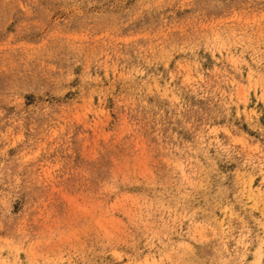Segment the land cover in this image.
I'll use <instances>...</instances> for the list:
<instances>
[{
    "label": "rangeland",
    "instance_id": "1",
    "mask_svg": "<svg viewBox=\"0 0 264 264\" xmlns=\"http://www.w3.org/2000/svg\"><path fill=\"white\" fill-rule=\"evenodd\" d=\"M0 264H264V0H0Z\"/></svg>",
    "mask_w": 264,
    "mask_h": 264
}]
</instances>
